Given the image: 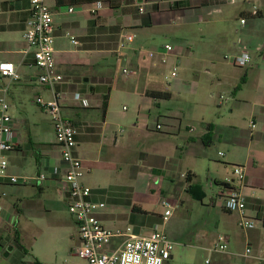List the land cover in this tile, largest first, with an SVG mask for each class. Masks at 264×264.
<instances>
[{
    "label": "crops",
    "instance_id": "0c3cea01",
    "mask_svg": "<svg viewBox=\"0 0 264 264\" xmlns=\"http://www.w3.org/2000/svg\"><path fill=\"white\" fill-rule=\"evenodd\" d=\"M97 1L103 7L91 15ZM229 2L55 0L50 3L53 47L62 80L49 89L37 84L40 71L32 55L23 53L28 1L0 0V62L12 63L19 74L18 81L0 77V98L10 116L25 123L23 131L15 128L6 173L47 177L0 188V251L4 244H17L8 236L15 241L18 213L48 215L57 229L71 231L68 196L60 189L65 173L60 149L48 114L35 104L37 96L50 100L56 94L62 115L75 128V155L84 171L80 182L90 188V201L104 204L94 212L102 226L120 232L128 228L141 237L162 230L174 244L166 264H254L242 255L246 247L253 255L264 248V0ZM124 34L134 39L121 48ZM69 36L78 44H71ZM162 42L173 46L167 58L181 60L192 92H200L185 123L170 117L163 124L148 123L150 110L172 95L163 85L159 56L148 59L144 53ZM239 53L250 56L246 66L224 59ZM118 65L137 75L124 78ZM176 77H169L173 89L182 81ZM150 92L169 97L154 98ZM120 96L132 98V114L115 110ZM237 166L244 170L245 215L256 223L250 230H242L239 215L222 207L225 185H238ZM162 200L173 205L166 221ZM60 208L64 216L58 215ZM219 238L226 250L214 252ZM73 242L70 253L76 256L77 235ZM78 259L75 264H85Z\"/></svg>",
    "mask_w": 264,
    "mask_h": 264
},
{
    "label": "built area",
    "instance_id": "2783aa9c",
    "mask_svg": "<svg viewBox=\"0 0 264 264\" xmlns=\"http://www.w3.org/2000/svg\"><path fill=\"white\" fill-rule=\"evenodd\" d=\"M27 1V18L22 34L25 43L23 53L32 55L34 66L40 71L37 84L52 89L56 83L62 80V76L55 69L53 47V18L50 3L55 0ZM237 1L230 0L229 4L233 5ZM102 7V3L97 1L89 9V13L95 15ZM72 11V6L67 8V12L71 13ZM138 11L141 12L142 8L139 7ZM251 12L256 14L257 8L252 6ZM244 22L242 17L240 23ZM133 39V35L124 34L119 47L127 46ZM69 40L73 45L78 44L72 36H69ZM173 50V46L165 44L158 49L148 50L145 54L148 59L159 56L160 62L165 64L167 57L173 54ZM224 59L236 66H246L250 62V56L247 53L225 56ZM176 71L177 67L173 64L169 77L174 78ZM121 75L129 79L135 77L137 72L131 68H123ZM0 77L8 78L11 81L19 80V74L10 62H0ZM74 97L80 100L78 94H75ZM219 99L223 100V97L219 96ZM35 104L45 111L51 120L55 142L60 149L61 162L65 167V173L60 181V189L68 196L67 210L73 220L74 231L80 243L76 249V256L85 264H166L174 244L162 230L155 228L148 236L141 237L133 235L128 228L124 232H120L102 226L94 212L102 208L104 204L90 201V188L80 182L84 171L80 159L75 155V128L62 115L58 95L55 94L50 100H43L37 96ZM81 104L86 106V101L81 99ZM23 124V121L15 120L10 116L6 100L0 98V188L4 184H27L47 180L44 174L27 177L6 173L8 164L6 154L13 148L15 128L16 126L20 128ZM250 126L254 128V123L251 122ZM156 129H160V126L156 125ZM218 155L223 156V153L220 152ZM53 173L57 178L60 177L58 169H54ZM233 175L238 185L231 186L232 181L227 183L229 188L222 199V207L228 212H236L239 215L238 226L242 230L253 229L256 223L245 215V201L241 193L244 179L243 167H235ZM181 176L186 178L185 174ZM161 205L164 209L163 220L166 221L171 216L173 205L168 200H162ZM1 214L0 204V216ZM225 250L226 243L222 238H219L213 251L223 252ZM242 256L252 258L254 264H264V248L260 255H253L252 249L246 247Z\"/></svg>",
    "mask_w": 264,
    "mask_h": 264
},
{
    "label": "rangeland",
    "instance_id": "374dc122",
    "mask_svg": "<svg viewBox=\"0 0 264 264\" xmlns=\"http://www.w3.org/2000/svg\"><path fill=\"white\" fill-rule=\"evenodd\" d=\"M161 44L163 46V42ZM173 64L177 67L176 78L182 79L176 86V89H173L172 79L169 78ZM182 66L183 63L180 59H166L163 67V85L171 91L172 95L169 99L159 101V104L150 110L148 123H155L159 120L163 124V122H167V119L164 117L176 118L182 121V123H185L186 115L193 113L195 107L194 102L198 100L200 92L195 93L196 95L192 92V88L189 87L190 79L185 77ZM118 70H121L120 65H118ZM119 73L121 75V71ZM221 96L224 98L223 95ZM114 106L116 111H121L125 115L132 114L135 109L132 98L130 97H117ZM122 106L125 107L124 110L121 109ZM14 119L22 121L19 118ZM20 129L22 131L25 129V123ZM60 209L58 215L64 216L65 209ZM18 214L16 218L18 243H9L7 246L5 244L3 245V250L0 251V264H16L19 262L30 264L34 261L44 262L43 264L80 263V260L70 253V246L74 245L73 241L76 237L71 220H69L72 223L71 231L68 228L59 230L55 227V224L48 215L27 216ZM72 235H74V238H72ZM8 237L11 243H15L12 235L9 234ZM8 240L5 242H9ZM6 247H11L12 249L6 252ZM5 249L6 251H4ZM5 252L7 253L6 256H4Z\"/></svg>",
    "mask_w": 264,
    "mask_h": 264
},
{
    "label": "trees",
    "instance_id": "16d2710c",
    "mask_svg": "<svg viewBox=\"0 0 264 264\" xmlns=\"http://www.w3.org/2000/svg\"><path fill=\"white\" fill-rule=\"evenodd\" d=\"M149 96L154 97V98H168L169 95L168 93H160V92H150ZM105 108V103L103 104V109ZM187 178V176H186ZM225 187L228 188V185H225ZM15 242L18 243V237H17V233L15 236Z\"/></svg>",
    "mask_w": 264,
    "mask_h": 264
},
{
    "label": "water",
    "instance_id": "95a60500",
    "mask_svg": "<svg viewBox=\"0 0 264 264\" xmlns=\"http://www.w3.org/2000/svg\"><path fill=\"white\" fill-rule=\"evenodd\" d=\"M10 249H11V247H8L6 252H8ZM6 252L4 253V256H6V255H7V253H6Z\"/></svg>",
    "mask_w": 264,
    "mask_h": 264
}]
</instances>
